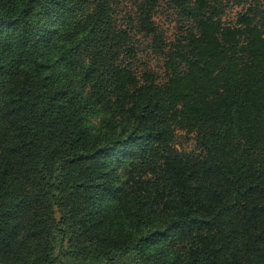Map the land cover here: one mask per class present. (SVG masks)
I'll use <instances>...</instances> for the list:
<instances>
[{"label":"trees","instance_id":"obj_1","mask_svg":"<svg viewBox=\"0 0 264 264\" xmlns=\"http://www.w3.org/2000/svg\"><path fill=\"white\" fill-rule=\"evenodd\" d=\"M230 1L0 0V264H264V0Z\"/></svg>","mask_w":264,"mask_h":264},{"label":"rangeland","instance_id":"obj_2","mask_svg":"<svg viewBox=\"0 0 264 264\" xmlns=\"http://www.w3.org/2000/svg\"><path fill=\"white\" fill-rule=\"evenodd\" d=\"M136 0H128V10L134 9ZM236 2V1H235ZM260 0H249L248 3L239 5L230 1L227 9L226 18L231 21H236L239 14L247 11L249 6H255ZM238 4V5H237ZM155 33H142L137 35L139 39V56L141 62L146 65L154 73H157L161 78L165 77L168 71V61L170 55L177 50L179 42L182 41L185 35V24L174 7L168 2H161L156 9L153 18ZM102 122L100 115H88L86 123L91 128H99ZM177 148L180 151L194 150L196 147V132L181 127L176 128ZM127 164L122 159L119 163V176L126 175Z\"/></svg>","mask_w":264,"mask_h":264}]
</instances>
